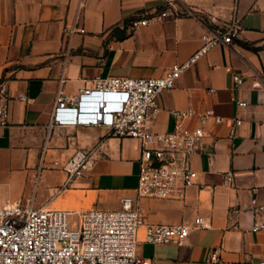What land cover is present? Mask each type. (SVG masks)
<instances>
[{
  "label": "crops",
  "instance_id": "crops-1",
  "mask_svg": "<svg viewBox=\"0 0 264 264\" xmlns=\"http://www.w3.org/2000/svg\"><path fill=\"white\" fill-rule=\"evenodd\" d=\"M165 0H0V206L79 212L119 210L139 184L141 146L103 127L47 125L63 87L69 96L106 78H159L203 46L206 33L238 28L230 44L211 49L159 98L151 131L166 134L175 112L212 111L203 151L192 159L196 183L181 199H138L146 224L186 226L182 245H151V264H248L264 260V0H177L168 17L151 20ZM150 19L133 31L125 23ZM84 30V33H80ZM243 84L234 88V76ZM214 91V92H211ZM236 96L247 103L238 108ZM242 124L233 134L231 124ZM183 125L198 126L196 117ZM46 147V148H45ZM78 150L93 152L90 173L64 187L61 167ZM57 161L59 166L41 172ZM228 174L232 182L227 181ZM211 227L196 225L197 219ZM222 248L220 262L209 261Z\"/></svg>",
  "mask_w": 264,
  "mask_h": 264
},
{
  "label": "built area",
  "instance_id": "built-area-1",
  "mask_svg": "<svg viewBox=\"0 0 264 264\" xmlns=\"http://www.w3.org/2000/svg\"><path fill=\"white\" fill-rule=\"evenodd\" d=\"M177 0H165L164 10L151 20L168 17ZM150 19H134L129 30L147 26ZM238 28L218 29L203 37V46L187 61L175 64L159 78H106L96 81L92 87L80 89L69 96L63 87L57 92L56 104L47 125L50 133L63 127H103L110 136L132 139L141 146L139 160V184L134 197L120 200L119 210L93 208L71 212L54 209H35L22 202L0 206V264H151L138 255L139 235L143 230L144 242L151 245H182L189 235L186 226L151 225L145 218L138 199H181L198 178L192 159L203 151L206 126L211 119L224 122L212 111L202 114L175 112L180 120L174 131L157 134L149 123L159 112L160 96L175 87L182 74L196 64L211 49L230 44ZM84 33V30H80ZM243 79L234 76V88ZM214 92V91H211ZM238 108L247 103L232 97ZM196 117L198 126L183 125L185 119ZM9 110L0 108L1 125L7 123ZM242 124L236 119L231 124L234 134ZM46 148V147H45ZM93 152L78 150L61 167L66 173L64 187L54 188V194L71 186L77 179L86 177L94 166ZM42 159L41 172L59 166L57 161L46 166ZM231 174L227 181L232 182ZM204 230L211 226L196 220ZM264 229L255 224L254 231ZM222 248L210 255L209 261L220 262ZM248 264H264V260Z\"/></svg>",
  "mask_w": 264,
  "mask_h": 264
},
{
  "label": "trees",
  "instance_id": "trees-1",
  "mask_svg": "<svg viewBox=\"0 0 264 264\" xmlns=\"http://www.w3.org/2000/svg\"><path fill=\"white\" fill-rule=\"evenodd\" d=\"M131 21H132V20L127 21V22L125 23V25H126V29L129 28Z\"/></svg>",
  "mask_w": 264,
  "mask_h": 264
}]
</instances>
